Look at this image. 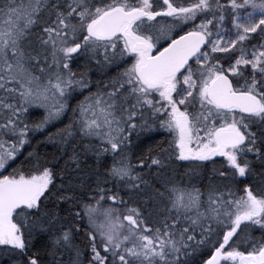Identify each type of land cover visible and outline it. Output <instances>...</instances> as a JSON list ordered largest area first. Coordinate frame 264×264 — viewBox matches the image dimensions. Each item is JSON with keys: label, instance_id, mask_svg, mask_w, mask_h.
I'll use <instances>...</instances> for the list:
<instances>
[{"label": "trees", "instance_id": "obj_1", "mask_svg": "<svg viewBox=\"0 0 264 264\" xmlns=\"http://www.w3.org/2000/svg\"><path fill=\"white\" fill-rule=\"evenodd\" d=\"M29 1L6 0L9 11L25 9L30 18L19 24L22 33L16 43L21 55L14 58L16 62L11 60L8 76L0 83L6 82L10 90L23 89L20 76L10 71L12 65L22 63L25 72L38 79L41 76L42 83L47 82L42 76L63 78L70 72L82 78V85L70 91L64 106L67 110L56 121H46L44 111L35 105L22 103L19 112L16 110L19 122L37 128L26 127V141L21 143L20 137L19 153L9 151L5 155L0 179L38 178L41 171L49 169L52 187L34 212L18 213L14 224L21 229L24 252L0 245V264H206L215 250L222 254L258 253L264 247V115L239 122L246 141L233 152L232 160L216 158L194 165L180 162L157 128L137 124L122 142L124 161H118L114 146L85 127L79 110L83 95L94 90L92 95L102 92L109 101L116 103L118 99L117 115L123 120L124 113L129 122L135 99H110L124 91L109 88V81L114 77L118 82L119 72L125 70L121 69L122 60L118 56L101 64L96 51L70 58L59 44L68 30L82 34L101 4L86 1L68 16L69 0H34L35 7H29ZM255 1H236L233 9H243L247 4L255 7ZM4 3L0 0V15ZM173 3L176 7L197 4L202 17L215 20L230 11L229 0ZM85 9L89 11L85 13ZM81 38L73 42L81 43L83 35ZM55 40H59L57 44ZM59 50L64 53L62 57ZM4 55H0V66ZM258 79L264 94V79ZM87 82L92 85L89 89ZM3 92L0 106L20 99ZM125 93L122 97H128ZM248 195L261 202L263 211L241 222L227 239L225 233L232 232L238 216L244 214ZM96 203L110 214L92 218L91 206ZM94 226L102 227V236ZM219 262L238 264L235 258Z\"/></svg>", "mask_w": 264, "mask_h": 264}, {"label": "flooded vegetation", "instance_id": "obj_2", "mask_svg": "<svg viewBox=\"0 0 264 264\" xmlns=\"http://www.w3.org/2000/svg\"><path fill=\"white\" fill-rule=\"evenodd\" d=\"M86 1L90 0H69L67 15L71 16ZM174 1L178 3L180 0ZM198 7L197 4L176 7L173 0H113L97 8V13L102 14L113 8L125 11L142 9L145 16L131 24L125 23L115 38L105 40L90 38L87 23L82 32L84 41L74 43L72 48L76 46L78 51L69 56L73 58L90 51L91 40L110 46L109 51L116 52L114 55L122 60V66L133 87L126 91L128 97H122V92L114 97L122 98L123 102L132 98L137 100L130 114L129 126L136 124V128L137 124H144L157 128L167 139L174 158L193 165L206 164L211 158L228 156V149L217 150L218 131L234 125L235 118L249 120V116L235 108L222 110L215 107L207 98V86L218 75L229 74L232 59L228 52L217 49V45L226 44H217L212 39L214 32L219 29L228 32L227 20L222 19L221 23H217L214 18H202L197 12ZM188 32H199L204 36L206 41L202 51L175 74L156 76L153 78L154 83L145 82L139 74V68L149 58L158 55L171 41ZM137 42L145 43L147 49H134L133 45ZM256 76L260 74L249 76L244 73L237 81L229 77L233 91L256 94L264 103L262 85ZM215 113L225 114L226 123L218 126L214 119ZM4 227L1 223L0 232L4 231Z\"/></svg>", "mask_w": 264, "mask_h": 264}, {"label": "rangeland", "instance_id": "obj_3", "mask_svg": "<svg viewBox=\"0 0 264 264\" xmlns=\"http://www.w3.org/2000/svg\"><path fill=\"white\" fill-rule=\"evenodd\" d=\"M111 1L113 0H97V2H101L99 8ZM236 1L238 0H231V3H234ZM5 4H7L6 0L3 5V11L0 15V40H2V47L0 45V55L2 54V52L5 53V58L4 60L2 58V65L0 66V81L7 78L8 73L6 72V69L10 66L11 60H15L14 58L21 55L20 52H18L20 44L19 42L16 43L19 34L22 33V25L19 24H21V22H23L24 20L28 21L30 18V14H26L25 9H15L9 11V7H6ZM27 5L29 7H35L36 2L34 0H30ZM84 11L86 13V11H89V9H85ZM91 11H93V9ZM234 14L235 15L232 19L231 16L228 18V21L231 19L230 21L232 29L228 28V32L224 30L215 32V34L212 36V39H215V43L217 44H226L225 46L217 45V49L220 51L228 52L230 54V59H232V69L229 70V74L233 76L235 80H240L244 73L248 75L250 74L251 76H253L254 74H262V76H256V78L264 79V71L258 68L261 62L264 63V35L261 33L255 34L253 41L246 45H243V47L241 46L243 31H251L255 30V28H258V25H255L256 22H259L261 25H263L264 14L260 13V15H257V21H253L255 18H257V16L252 11H239ZM251 33L253 34L254 32L251 31ZM80 34V30H68L66 34H62V41L59 39V44H61L62 48H72L74 43H76L73 41L82 39V34L81 36ZM238 38L241 39V41H237ZM59 40H55L53 42L57 44ZM76 44L79 43L77 42ZM72 52L73 51H68L69 54ZM60 53L62 57V54L64 53L62 51ZM95 53L99 56V62L101 64L111 62V59L113 58H118L117 55H103L100 51H96ZM16 61L17 60H15V62ZM115 62H118L117 64L120 63V61H114L113 63ZM122 64L121 69L124 70V66H122ZM10 71L13 73L16 72L17 75L20 76V78H17L19 79V83L23 82L22 85L24 88L20 90L22 93L19 92V95L15 90H10L9 88H7L6 82L0 83V93L3 92L2 89L6 87V90L3 92L5 93V96L20 97V99H18V102L14 104H4L3 106H0V116L7 112H9L10 114L9 116L0 117L2 118V123L0 124V158L2 161L0 169H3V160L5 159L4 157L9 151L14 154L19 153V141L21 135L23 136V134H25L27 131L25 128H37V126H32L30 123L28 124L25 121H23V123L19 122V114L16 112L18 107H20L22 103L35 105L36 107H38V109L44 111L46 121H56L60 117V114L63 111L67 110V108H65L64 106L69 99V96L71 94L70 91L77 90V87H80L82 85V78L76 77L70 72H67L66 77L63 78L57 76L51 79V77L48 75H45L44 77L42 76L43 79H47V82L42 83L39 80L41 79V76H39L38 79L33 73H28L27 71L25 72L22 63L12 65ZM117 77H119L118 82L116 79H114V77L109 81L110 89L116 87V89L124 90L122 92L133 89L126 69L124 71H120ZM91 86L92 85L87 82L88 89ZM80 91L83 90L80 89ZM93 91L94 90L89 91V93H92ZM92 94L89 95L86 92L82 97L83 104L82 106L80 105L82 109L79 110L80 119L82 123L85 124L86 128H90L96 134L99 133V135H102L105 137V139H108L110 145L114 146V148L117 150V160L124 161L121 150V147L123 145L122 142L128 140L131 135V129H133L135 125L132 127L129 126L130 120L128 122V119L126 118L124 113L123 120L120 116L117 115L118 113L116 105L118 106V99L115 103V101H109L106 97H103L102 92H100L101 95ZM70 98L73 99V97ZM135 101L137 103L136 99ZM110 118H113L111 122L109 121ZM82 123L80 122V130L82 132L81 134H83L84 136ZM99 127L100 129L98 130ZM91 207L93 208V210L90 211L92 214V218L93 216L96 218L97 216L101 217L103 214H110V212L107 211L106 208L99 207L97 203ZM94 211L96 212L95 214H93ZM260 212L261 210L260 208L258 209V204L253 203L249 200L247 203H245V210L242 213H245L244 220L248 221L252 218L254 219L255 217H257ZM223 217H227L226 213H224ZM15 218L17 219L18 215H16ZM110 220L112 221L111 218ZM94 228L95 231L98 232L100 236H102V227L94 226ZM261 251L255 254H251V256L249 257L245 256L244 258H241V263L239 264H264V257ZM227 258L228 257H225L224 260H226ZM215 259L210 262L208 260L206 264H220V260L217 259V261H215Z\"/></svg>", "mask_w": 264, "mask_h": 264}, {"label": "water", "instance_id": "obj_4", "mask_svg": "<svg viewBox=\"0 0 264 264\" xmlns=\"http://www.w3.org/2000/svg\"><path fill=\"white\" fill-rule=\"evenodd\" d=\"M142 12H123L111 10L102 15L92 26V33L99 37H112L116 35L120 25L124 21L132 22ZM196 36L184 35L172 42L149 64L141 67L144 79L150 77L167 76L173 74L185 65L190 57L201 50L203 42L195 40ZM165 65L159 68L153 65ZM209 100L223 109L236 108L242 113L253 114L261 109V102L253 95L245 93H234L229 78L219 75L207 88ZM220 146L235 147L242 142V135L234 131L220 132L217 136ZM38 189L33 181L29 180H5L0 183V218H6L16 211L24 202L34 199Z\"/></svg>", "mask_w": 264, "mask_h": 264}, {"label": "bare ground", "instance_id": "obj_5", "mask_svg": "<svg viewBox=\"0 0 264 264\" xmlns=\"http://www.w3.org/2000/svg\"><path fill=\"white\" fill-rule=\"evenodd\" d=\"M72 53H75V52L73 51ZM72 53H71V54H72ZM94 71H95V70H94ZM76 96H77V95H76ZM52 113H53V112H52ZM58 117H59V116H58ZM52 119H53V118H52ZM35 264H36V263H35Z\"/></svg>", "mask_w": 264, "mask_h": 264}]
</instances>
